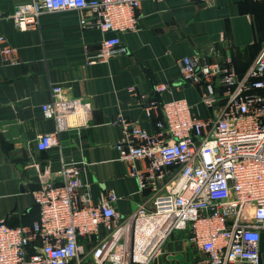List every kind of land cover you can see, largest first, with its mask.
I'll list each match as a JSON object with an SVG mask.
<instances>
[{"label": "built area", "instance_id": "1", "mask_svg": "<svg viewBox=\"0 0 264 264\" xmlns=\"http://www.w3.org/2000/svg\"><path fill=\"white\" fill-rule=\"evenodd\" d=\"M143 1L31 0L12 19L26 31L37 29L45 13L87 11L92 20L83 18V26L114 33L87 52L88 65L104 64L128 53L118 34L138 30ZM0 55L6 65L18 62L17 49L1 33ZM179 65L185 81L203 77L202 101L211 117L172 100L146 108L154 132L122 115L113 122L122 131L118 160L130 167L140 192L151 191L150 203L129 215L116 209L114 191L94 203L84 169L65 163L32 192L38 220L16 227L0 222V264H159L179 253L191 264H264V47L242 76L230 59L197 54ZM169 87L159 83L155 91ZM87 111L88 104L66 99L60 86H52L43 106L56 122ZM59 133L41 135L38 150L57 145Z\"/></svg>", "mask_w": 264, "mask_h": 264}, {"label": "crops", "instance_id": "2", "mask_svg": "<svg viewBox=\"0 0 264 264\" xmlns=\"http://www.w3.org/2000/svg\"><path fill=\"white\" fill-rule=\"evenodd\" d=\"M30 2L0 0V33L18 51L14 65L0 55V222L13 227L38 220L32 192L65 163L84 169L82 180L94 203L114 191L122 215L149 204L151 191L140 192L130 167L118 160L122 131L114 120L122 115L154 132L155 119L146 108L172 100H185L193 113L209 118L203 77L185 81L179 61L197 54L207 61L230 59L242 76L264 47V0H144L138 30L118 34L128 53L88 65L87 52L108 37L82 25L92 15L45 13L37 29L21 31L12 16L18 5ZM159 83L169 90L157 93ZM52 86L62 87L66 99L88 104L87 113L59 122L46 118L43 106L51 101ZM56 130L58 144L38 150L37 139Z\"/></svg>", "mask_w": 264, "mask_h": 264}, {"label": "water", "instance_id": "3", "mask_svg": "<svg viewBox=\"0 0 264 264\" xmlns=\"http://www.w3.org/2000/svg\"><path fill=\"white\" fill-rule=\"evenodd\" d=\"M113 36H114V33H109L107 38H111ZM183 259H184V255L181 254V253L176 254V255L168 256V260L169 261H179V262H181V261H183Z\"/></svg>", "mask_w": 264, "mask_h": 264}, {"label": "rangeland", "instance_id": "4", "mask_svg": "<svg viewBox=\"0 0 264 264\" xmlns=\"http://www.w3.org/2000/svg\"><path fill=\"white\" fill-rule=\"evenodd\" d=\"M174 239V238H173ZM172 239V247H174V241ZM175 240V239H174ZM171 248V246L169 247V249ZM159 264H191L189 260L187 259H184L183 261L181 262H175V263H171V262H168L167 259H165L164 257L159 261Z\"/></svg>", "mask_w": 264, "mask_h": 264}]
</instances>
